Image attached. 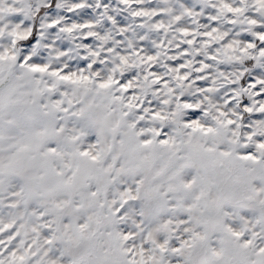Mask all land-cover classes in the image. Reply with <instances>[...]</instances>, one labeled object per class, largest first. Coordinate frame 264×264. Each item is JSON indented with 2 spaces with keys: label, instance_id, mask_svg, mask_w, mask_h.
I'll return each instance as SVG.
<instances>
[{
  "label": "snow or ice",
  "instance_id": "obj_1",
  "mask_svg": "<svg viewBox=\"0 0 264 264\" xmlns=\"http://www.w3.org/2000/svg\"><path fill=\"white\" fill-rule=\"evenodd\" d=\"M0 264H264V0H0Z\"/></svg>",
  "mask_w": 264,
  "mask_h": 264
},
{
  "label": "rangeland",
  "instance_id": "obj_2",
  "mask_svg": "<svg viewBox=\"0 0 264 264\" xmlns=\"http://www.w3.org/2000/svg\"><path fill=\"white\" fill-rule=\"evenodd\" d=\"M113 2H114V0H113Z\"/></svg>",
  "mask_w": 264,
  "mask_h": 264
}]
</instances>
